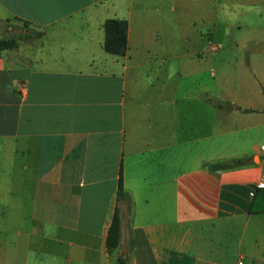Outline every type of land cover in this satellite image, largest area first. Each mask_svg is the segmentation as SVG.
Listing matches in <instances>:
<instances>
[{
  "label": "crops",
  "instance_id": "1",
  "mask_svg": "<svg viewBox=\"0 0 264 264\" xmlns=\"http://www.w3.org/2000/svg\"><path fill=\"white\" fill-rule=\"evenodd\" d=\"M0 21L23 28L0 49V264H264V0H0ZM158 62L220 66L147 112L137 70Z\"/></svg>",
  "mask_w": 264,
  "mask_h": 264
},
{
  "label": "rangeland",
  "instance_id": "2",
  "mask_svg": "<svg viewBox=\"0 0 264 264\" xmlns=\"http://www.w3.org/2000/svg\"><path fill=\"white\" fill-rule=\"evenodd\" d=\"M259 6L256 5V8ZM260 27H264L263 22L260 23ZM261 30H264L261 28ZM23 28L22 25L18 26V28L8 29L7 26H4L3 21H0V38H12L15 41L14 47H17L22 39ZM191 38H193V34H191ZM12 47V48H14ZM220 64H205L196 65L197 69L194 72V75L189 74L185 71L182 72L181 65L177 63H169V62H158V63H143L139 65L138 76L136 78V84L138 89V98L135 104H139L142 106L143 110L149 111V107L147 102L150 100L148 96L150 91H152L155 87L160 86L162 83L164 85L167 84V88L170 87H182L187 85L188 83L200 80L202 82H206L209 86L213 85V78L217 77V72ZM233 71L238 73V76L245 75L246 72L249 71L248 65L244 63V61H240V63L232 64ZM214 72L212 73V71ZM159 74V78L156 79L154 77V73ZM236 74V73H235ZM260 197V196H259ZM120 252V251H118ZM116 255V264L117 263Z\"/></svg>",
  "mask_w": 264,
  "mask_h": 264
},
{
  "label": "trees",
  "instance_id": "3",
  "mask_svg": "<svg viewBox=\"0 0 264 264\" xmlns=\"http://www.w3.org/2000/svg\"><path fill=\"white\" fill-rule=\"evenodd\" d=\"M25 25H28L27 21H24ZM104 30L103 48L110 53L116 55H123L127 49V20L125 18H107L102 23ZM15 45V41L12 38H0V49L12 48ZM246 161L243 157H235L223 161H218L214 165V168H226L235 165L243 164ZM264 191V190H263ZM117 194L119 197L125 196L123 189L122 179L119 178ZM254 208V203H253ZM120 239V216L118 209L113 212L111 222L108 229L106 238V244L109 250H113L117 247ZM127 259L124 256L118 255L117 263L126 264Z\"/></svg>",
  "mask_w": 264,
  "mask_h": 264
},
{
  "label": "built area",
  "instance_id": "4",
  "mask_svg": "<svg viewBox=\"0 0 264 264\" xmlns=\"http://www.w3.org/2000/svg\"><path fill=\"white\" fill-rule=\"evenodd\" d=\"M256 186L259 188L264 187V174L260 176V178L257 180ZM238 264H242V261L239 260Z\"/></svg>",
  "mask_w": 264,
  "mask_h": 264
},
{
  "label": "water",
  "instance_id": "5",
  "mask_svg": "<svg viewBox=\"0 0 264 264\" xmlns=\"http://www.w3.org/2000/svg\"><path fill=\"white\" fill-rule=\"evenodd\" d=\"M123 256V255H122Z\"/></svg>",
  "mask_w": 264,
  "mask_h": 264
}]
</instances>
